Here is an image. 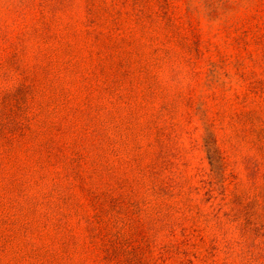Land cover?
<instances>
[{
    "label": "rangeland",
    "instance_id": "obj_1",
    "mask_svg": "<svg viewBox=\"0 0 264 264\" xmlns=\"http://www.w3.org/2000/svg\"><path fill=\"white\" fill-rule=\"evenodd\" d=\"M0 264H264V0H0Z\"/></svg>",
    "mask_w": 264,
    "mask_h": 264
}]
</instances>
